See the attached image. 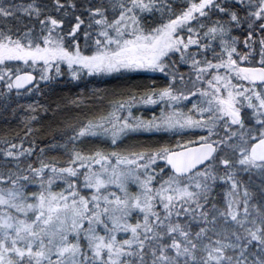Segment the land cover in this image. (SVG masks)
<instances>
[{
    "label": "snow or ice",
    "instance_id": "obj_1",
    "mask_svg": "<svg viewBox=\"0 0 264 264\" xmlns=\"http://www.w3.org/2000/svg\"><path fill=\"white\" fill-rule=\"evenodd\" d=\"M10 119L0 264H264V0H0Z\"/></svg>",
    "mask_w": 264,
    "mask_h": 264
},
{
    "label": "trees",
    "instance_id": "obj_2",
    "mask_svg": "<svg viewBox=\"0 0 264 264\" xmlns=\"http://www.w3.org/2000/svg\"><path fill=\"white\" fill-rule=\"evenodd\" d=\"M150 78H156L154 74L150 77L148 75L145 76H134L133 80L135 81H141V80H149ZM23 130V125L20 123V121H13L9 120V123L6 125L4 124L3 120H0V135L4 134L5 132H11V131H21Z\"/></svg>",
    "mask_w": 264,
    "mask_h": 264
},
{
    "label": "rangeland",
    "instance_id": "obj_3",
    "mask_svg": "<svg viewBox=\"0 0 264 264\" xmlns=\"http://www.w3.org/2000/svg\"><path fill=\"white\" fill-rule=\"evenodd\" d=\"M145 114H148V113H145Z\"/></svg>",
    "mask_w": 264,
    "mask_h": 264
}]
</instances>
